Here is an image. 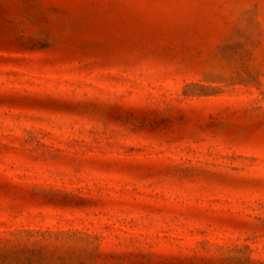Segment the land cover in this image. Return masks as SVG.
<instances>
[{"label":"rangeland","instance_id":"obj_1","mask_svg":"<svg viewBox=\"0 0 264 264\" xmlns=\"http://www.w3.org/2000/svg\"><path fill=\"white\" fill-rule=\"evenodd\" d=\"M0 264H264V0H0Z\"/></svg>","mask_w":264,"mask_h":264}]
</instances>
